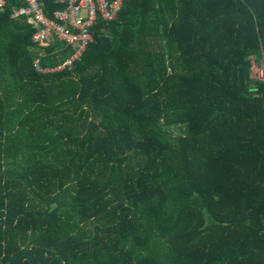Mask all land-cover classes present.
I'll use <instances>...</instances> for the list:
<instances>
[{
	"label": "trees",
	"instance_id": "trees-1",
	"mask_svg": "<svg viewBox=\"0 0 264 264\" xmlns=\"http://www.w3.org/2000/svg\"><path fill=\"white\" fill-rule=\"evenodd\" d=\"M0 9V264H264V0H122L70 68ZM46 13L61 7L42 0Z\"/></svg>",
	"mask_w": 264,
	"mask_h": 264
},
{
	"label": "built area",
	"instance_id": "built-area-1",
	"mask_svg": "<svg viewBox=\"0 0 264 264\" xmlns=\"http://www.w3.org/2000/svg\"><path fill=\"white\" fill-rule=\"evenodd\" d=\"M61 7L46 13L42 0H21L11 6L10 17L23 16L34 27L32 42L40 47L49 46L54 40L72 48L71 54L56 64L41 67L38 60L34 68L38 71H56L70 68L80 59L82 51L92 41V29L99 21L107 23L116 18L122 0H52ZM7 0H0V9ZM264 75V71H263ZM258 76V75H257ZM259 78H262L258 76Z\"/></svg>",
	"mask_w": 264,
	"mask_h": 264
},
{
	"label": "rangeland",
	"instance_id": "rangeland-1",
	"mask_svg": "<svg viewBox=\"0 0 264 264\" xmlns=\"http://www.w3.org/2000/svg\"><path fill=\"white\" fill-rule=\"evenodd\" d=\"M257 74L258 76L262 77L263 76V67H257L253 66V74Z\"/></svg>",
	"mask_w": 264,
	"mask_h": 264
}]
</instances>
